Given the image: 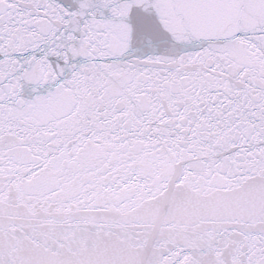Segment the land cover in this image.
<instances>
[{"label": "snow or ice", "instance_id": "1", "mask_svg": "<svg viewBox=\"0 0 264 264\" xmlns=\"http://www.w3.org/2000/svg\"><path fill=\"white\" fill-rule=\"evenodd\" d=\"M0 264H264V0H0Z\"/></svg>", "mask_w": 264, "mask_h": 264}]
</instances>
